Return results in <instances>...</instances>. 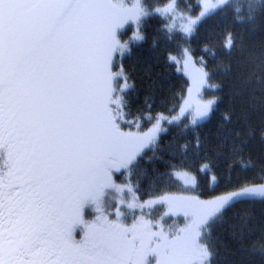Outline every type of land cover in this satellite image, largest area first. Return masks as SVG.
<instances>
[{"label": "snow or ice", "instance_id": "1", "mask_svg": "<svg viewBox=\"0 0 264 264\" xmlns=\"http://www.w3.org/2000/svg\"><path fill=\"white\" fill-rule=\"evenodd\" d=\"M175 5L0 0V264H211L214 253L205 241L211 223L236 203L264 198V184L241 183L208 201L165 195L140 202L130 181L113 180L121 170L131 175L143 150L165 131L162 120L179 118L146 114L155 123L144 132L139 117L126 119L127 77L112 71L114 57L129 50L118 33L132 22L130 39L142 41L141 22L152 15L171 19ZM227 5L216 0L209 7L205 0L182 35L190 37ZM164 27L169 36L177 31ZM226 39L230 49L231 35ZM207 76L194 70L197 92ZM120 77L125 83L117 86ZM214 103L190 97L180 115L190 114L195 124ZM133 123L135 132L121 126ZM177 175L185 185L196 183L187 172ZM125 191L131 198L120 204L127 211L110 212V193ZM156 203L167 206L169 217L183 214L184 226L165 230L163 222L153 223L148 215Z\"/></svg>", "mask_w": 264, "mask_h": 264}, {"label": "trees", "instance_id": "2", "mask_svg": "<svg viewBox=\"0 0 264 264\" xmlns=\"http://www.w3.org/2000/svg\"><path fill=\"white\" fill-rule=\"evenodd\" d=\"M135 1L125 0L127 6ZM200 2L178 0L177 5L182 13L197 15ZM166 3L168 0H143L151 9ZM165 24L172 26V17L144 19L139 26L144 39L139 42L130 39L135 24L118 33L129 50L114 57L112 71H122L127 77L129 88L121 93L127 101L126 119L139 117V130L144 132L155 123V119H144L146 114L155 118L179 110L190 81L170 57L181 56L186 47L195 62L206 68L210 88L205 94L217 97L215 108L206 120L195 124L190 117L165 123V133L137 158L131 175L124 170L116 174L117 181H131L142 200L179 193L210 199L241 183H264V0H230L199 23L190 37L174 26L177 31L169 36ZM229 34L233 39L230 49L225 46ZM123 77L115 81L117 86L125 83ZM121 126L124 131H137L135 123ZM204 165L208 166L206 172ZM178 169L195 174V189L175 178ZM167 212V206L161 204L151 208L148 218L163 222L165 230L184 226L183 214L169 217ZM128 220L131 222L130 217ZM205 241L214 253L211 264H264V198L227 208L211 223Z\"/></svg>", "mask_w": 264, "mask_h": 264}, {"label": "rangeland", "instance_id": "3", "mask_svg": "<svg viewBox=\"0 0 264 264\" xmlns=\"http://www.w3.org/2000/svg\"><path fill=\"white\" fill-rule=\"evenodd\" d=\"M229 1H230V0H228V2H229ZM136 3H137V0H136L132 5H130V6H128V7L133 8V7H135ZM177 3H178V0H176L175 11L171 12L170 15H171V17H172V26H174V27H176V28H178V29L181 30V29H182V26L185 25V24L187 23L188 18H189V17H196V15H192L191 13H182L181 11H179ZM200 3H201L202 5H204V4H205V0H201ZM215 3H216V0H207V6H209V7H210L211 5H214ZM163 6H164V5H159V7H156V8H160V7H163ZM181 14H183V15H181ZM131 23H132V22H129L128 24H131ZM128 24L125 25V27L128 26ZM132 24H135V23H132ZM135 25H136V24H135ZM197 26H198V25H197ZM197 26H196V27H197ZM196 27L194 28V30L196 29ZM139 31H140V28H139ZM193 32H194V31H193ZM140 34H142L141 31H140ZM232 41H233V39H232ZM226 43H227V42H226ZM232 47H233V44H232ZM232 47H231V48H232ZM170 58H175L174 60H173V59H171V60L177 65V68H178L179 72L182 73V74H185V76H186V77L189 79V81H190V85H189L188 88H189V90H191V92L188 90L187 95L185 96L184 102H183V104L181 105V107L185 104V101L188 100V99L191 97V98H193V99H202V100H204V101L214 100L215 103H214L213 108H212V111H213V109L215 108L214 106H215V104H216V99H217V97L207 96V95L205 94V91H206L207 89L210 88L209 76H207V83H206V85H205L204 87H202V88L199 90V92H197V90H196V88H195V85H194V82H193L194 70H195L196 68H200V69H202L204 72L207 73L206 68H205L204 66L198 65V64L195 62L194 56H192V54H191L189 48H187V47L184 49V51H183V53H182L181 56H179V55H177V54H171V57H170ZM186 61L188 62V67H187V68H185V63H186ZM113 72H114V71H113ZM207 74H208V73H207ZM181 107H180V108H181ZM180 108H179V110H178L177 112L174 113V115H168V114H165V113L163 114L164 116H167V117H169V118H171L172 116H178V117H179L178 120H177L176 122H173V123H168L167 120H162V121H161V127H162L163 129L166 130L165 123H168V124L179 123V122L184 121L186 117H190V118L192 119V116H191L190 114H188V113H185L184 115L181 116V115H180ZM212 111L210 112V114L212 113ZM210 114H209L208 116H210ZM204 120H206V118L201 119V121H204ZM163 133H165V131H162L161 133H159V136H160L161 134H163ZM159 136H158V137H159ZM145 149H146V148H145ZM145 149L143 150V152L145 151ZM143 152H142L141 154H143ZM207 169H208V167H207L206 169H203V170L206 172V171H208ZM122 171H124V170H121V172H122ZM174 172H175V173H174L175 178H176L177 180H179L180 182H182L184 185H185L184 180L181 178V176L177 175V173L187 172V173L190 174L191 176H194V177H195V180H196V183H195L194 185H185V186H186L187 188H191V189H195V188L197 187L198 181H197V178H196L195 174H193L192 172H190V171H185V170H179V169H178L177 171H174ZM116 174H118V173H114V175H113V180H115V182H116L117 184H121V183H119V182L117 181V178H116L117 175H116ZM213 180L217 181V180H216V177H215L214 175H213ZM127 183H128V182H127ZM130 184H131V186L134 187V184H132L131 181H130ZM262 184H264V183L256 184V185H262ZM134 188H135V187H134ZM135 194H136V196L138 197V199H139L140 202L147 201V200H142V199L140 198L139 194L136 193V191H135ZM168 195H169V196H177V197L197 198V199H199V200H201V201H208V200H212V199L218 197V196H216V197H211L210 199H205V198H201V197H198V196H195V195H185V194H180V193H179V194H168ZM220 195H222V194H220ZM220 195H219V196H220ZM164 196H165V195H164ZM160 197H163V196H159L158 198H160ZM122 198L125 199V200H129L131 197H130L129 193H127V191H125L124 193H116V192H111V193H110V196L107 198V200H108V204L111 205V207L109 208V211H110V212H114V211H115V208H116L117 206L120 207L121 211H124V208H126V205H125V204H120V200H121ZM158 198H149L148 200H157ZM257 198H261V197H257ZM158 205H161V204L156 203V204H154V205L152 206V208H155V207H157ZM89 218H91V217H89ZM110 218H113V219H114L115 216L113 215V216L110 217ZM127 222H128V223H131L130 220H128ZM76 238L79 239L80 237L77 236Z\"/></svg>", "mask_w": 264, "mask_h": 264}]
</instances>
